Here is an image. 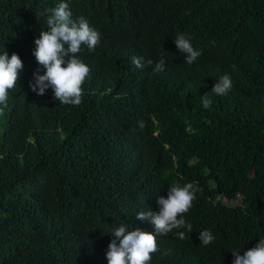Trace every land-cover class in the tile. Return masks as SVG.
<instances>
[{"label":"trees","instance_id":"obj_1","mask_svg":"<svg viewBox=\"0 0 264 264\" xmlns=\"http://www.w3.org/2000/svg\"><path fill=\"white\" fill-rule=\"evenodd\" d=\"M60 2L0 0V53L23 64L0 104V264H108L110 231L155 233L137 213L187 183L200 189L182 214L192 231L156 235L146 264H232L264 239V0H66L100 32L76 54L90 69L79 106L30 87L34 41ZM181 33L202 53L191 65ZM225 74L228 94L210 93Z\"/></svg>","mask_w":264,"mask_h":264},{"label":"clouds","instance_id":"obj_2","mask_svg":"<svg viewBox=\"0 0 264 264\" xmlns=\"http://www.w3.org/2000/svg\"><path fill=\"white\" fill-rule=\"evenodd\" d=\"M46 25L47 30L41 31L34 41L36 47L33 55L38 67L33 72L30 87L37 95H44L46 90L51 88L53 99L64 105L79 106L82 102L81 85L90 69L76 54L80 52L82 45H86L90 51L94 50L100 42V32L90 27L87 19L82 16L73 20L66 0H61L51 10ZM190 39L183 33L174 39L177 49L186 54L185 62L189 65L202 54L201 51L194 49ZM131 62L140 69L145 66H152L155 72H162L165 69L163 57L155 64L151 59L145 61L142 57L135 56L131 58ZM22 68L23 64L17 53L13 52L10 57L6 50L0 53V104L6 105L8 90L16 84L18 70ZM231 88V78L225 74L215 82L210 93L224 96ZM201 103L204 109H210L212 100L209 93L201 96ZM0 114H3L2 109ZM198 191L200 189L194 183L183 186L172 184L168 187L167 198L158 196V212L150 209L139 211L137 219L150 221L155 233L143 231L138 227L129 230L123 224L110 231L113 239L106 252L108 264H146L151 260V254L158 250L156 235H167L183 228L190 233L192 225L186 223L182 214L187 213L192 207ZM175 235L181 240L185 239L184 231H177ZM198 238L203 246H208L215 240L210 230L200 231ZM231 252L234 256L232 264H264V239H260L254 247L244 251L243 255H240L239 250Z\"/></svg>","mask_w":264,"mask_h":264},{"label":"rangeland","instance_id":"obj_3","mask_svg":"<svg viewBox=\"0 0 264 264\" xmlns=\"http://www.w3.org/2000/svg\"><path fill=\"white\" fill-rule=\"evenodd\" d=\"M200 185H202L203 189L207 190L210 188L211 185H209V183H207V180L205 178H203L200 182Z\"/></svg>","mask_w":264,"mask_h":264}]
</instances>
